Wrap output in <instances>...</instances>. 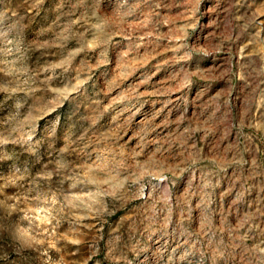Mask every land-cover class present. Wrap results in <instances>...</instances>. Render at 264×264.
I'll list each match as a JSON object with an SVG mask.
<instances>
[{"label": "rangeland", "instance_id": "1", "mask_svg": "<svg viewBox=\"0 0 264 264\" xmlns=\"http://www.w3.org/2000/svg\"><path fill=\"white\" fill-rule=\"evenodd\" d=\"M0 264H264V0H0Z\"/></svg>", "mask_w": 264, "mask_h": 264}]
</instances>
